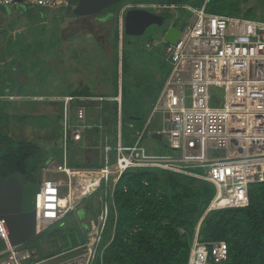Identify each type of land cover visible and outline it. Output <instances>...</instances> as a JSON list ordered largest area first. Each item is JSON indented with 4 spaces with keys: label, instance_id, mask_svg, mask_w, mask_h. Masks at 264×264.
<instances>
[{
    "label": "built area",
    "instance_id": "1",
    "mask_svg": "<svg viewBox=\"0 0 264 264\" xmlns=\"http://www.w3.org/2000/svg\"><path fill=\"white\" fill-rule=\"evenodd\" d=\"M78 1L21 0L28 8L52 10L70 9ZM15 4V0H0L3 7L12 8ZM128 9H144L156 15L185 9L192 16L174 44L163 42L170 71L152 115H161V130L155 132L169 152L149 154L142 146L149 120L136 137L130 136L129 145L119 139L113 166L93 172L75 170L67 165L65 154L62 162L49 161L43 171L51 170L55 162L53 170L66 178L38 183L36 211L40 233L73 211L71 178L81 173L99 175L103 182L111 181L112 188L128 169H160L191 176L215 187L207 212L247 207L249 185L264 182V21L208 14L204 6L194 9L188 5L128 3L118 18L120 41ZM118 92L116 100L120 104L121 85ZM70 100H66V108ZM85 119L84 106H78L76 124L71 126L65 120V145L68 139L81 141L84 131L92 128ZM64 188L68 189L66 195ZM64 197L66 204L62 206ZM107 215L105 204L97 218L89 222L83 245L47 259H37L35 251L22 246L11 247L0 223L6 246L0 253V264H53L51 261L65 255L69 258L57 264H94L97 258L102 260L99 247ZM227 257L225 242H200L196 233L187 264H222Z\"/></svg>",
    "mask_w": 264,
    "mask_h": 264
},
{
    "label": "rangeland",
    "instance_id": "2",
    "mask_svg": "<svg viewBox=\"0 0 264 264\" xmlns=\"http://www.w3.org/2000/svg\"><path fill=\"white\" fill-rule=\"evenodd\" d=\"M133 1L137 0H124L118 5L125 6ZM75 7L52 10L28 8L23 4H15L12 8L0 6V102H4L0 103V130L7 132L13 143L19 140L35 142L50 152V161L62 162L65 154L69 167L93 172L96 167L115 164L118 118L116 123L111 122L101 111H96L94 104H90L87 123L98 122L102 118L103 128L88 130L82 136V142L68 141L65 145L63 122L68 118L74 121L75 106L66 112L63 98L80 92L113 95L116 74L113 56L116 48L114 44L105 48L96 42L106 41L117 19L113 7L110 10L112 15L82 19L73 16ZM241 8L242 12L252 9L255 19L264 21V0H247ZM168 15L172 21L177 17L181 22H187L192 17L185 9H177ZM170 24L165 22L162 27L150 26L141 36L123 34L121 52L128 76L124 80L129 82L130 91L123 104L124 121L125 116L138 113L143 116L150 112L169 72L163 38ZM148 45L151 47L148 48ZM120 61L119 56L121 67ZM22 116L26 119L17 118ZM148 118L150 127L148 134L142 138V146L149 154L168 153L165 142L151 135V131L161 130V115L151 114ZM142 123L143 120L135 121V128H125L121 136L125 138L133 134L136 137ZM55 162H52L49 171H43L44 165L40 168L37 182L65 177L53 170ZM94 180H98L99 184ZM71 183L73 211L22 248H34L41 258H51L58 252L51 249L50 237L72 228L74 215L82 221L86 214L85 206L92 209L107 205L105 198L112 186L111 181L105 183L99 175L81 173L71 178ZM67 190L63 189L65 195ZM78 205L83 207L82 210H76ZM68 258V255L60 256L51 262L57 264Z\"/></svg>",
    "mask_w": 264,
    "mask_h": 264
},
{
    "label": "trees",
    "instance_id": "3",
    "mask_svg": "<svg viewBox=\"0 0 264 264\" xmlns=\"http://www.w3.org/2000/svg\"><path fill=\"white\" fill-rule=\"evenodd\" d=\"M246 2L247 0L133 1L141 4L188 5L194 9L204 6V11L208 14L241 15L246 19L256 20L252 9L242 12L241 4ZM118 4L113 7L117 19L112 28V44L116 48L113 56V64L116 67L114 81L116 89L111 97L117 96L120 56L118 13L124 6L119 7ZM164 16L165 22L171 23L170 16L168 14ZM120 60L123 109L124 101L130 93L129 82L124 80L125 76L126 78L128 76L125 73L123 52ZM88 95L80 92L73 97L77 98L76 102H78L80 97ZM157 98L158 95L147 115L142 116L138 113L131 116H140V120L146 123ZM102 106V114L105 118L108 117L111 122L116 123L117 102L105 101ZM129 117L125 116V121L123 120L125 125L122 133L125 128L129 129V124L135 123L129 120ZM17 118L26 119L25 116ZM122 118L124 119L123 110ZM144 123L140 125L139 132L143 129ZM109 125L110 123L108 127ZM130 136L131 134L123 138L128 145L131 143ZM114 147L116 148V145ZM49 153L35 142L19 140L13 143L9 134L0 130V177L19 173L27 182L38 184L40 181L37 182L36 175L40 168L51 160ZM188 169L200 173L198 169ZM94 181L99 184L98 180ZM215 192L213 184L184 174L160 169L126 170L115 186L113 188L110 186L105 198L108 215L99 247L103 252L102 260L97 258L94 264H187L190 244L196 233L200 242L226 243L228 257L222 264H264V182L249 185L247 207L207 212ZM100 211L101 206L99 211L94 212V219ZM85 241L86 235L74 226L48 240L51 249L58 252L56 254L79 247ZM24 249L35 251L40 259L49 258H41L34 248Z\"/></svg>",
    "mask_w": 264,
    "mask_h": 264
},
{
    "label": "water",
    "instance_id": "4",
    "mask_svg": "<svg viewBox=\"0 0 264 264\" xmlns=\"http://www.w3.org/2000/svg\"><path fill=\"white\" fill-rule=\"evenodd\" d=\"M124 0H79L72 14L78 17L94 16L104 9L121 3ZM22 4L21 0H15ZM164 15H156L144 9H128L124 13V33L127 36H141L150 26L162 27ZM186 26L179 18H174L167 29L163 41L174 44ZM141 118L131 116L129 120L140 121ZM153 138L161 137L154 134ZM237 145L236 142L233 143ZM242 150H239V154ZM38 184L29 183L19 173L0 177V223H3L7 240L11 247L25 246L41 233L37 228L36 194ZM6 250L5 239L0 228V253ZM39 259V258H37Z\"/></svg>",
    "mask_w": 264,
    "mask_h": 264
},
{
    "label": "crops",
    "instance_id": "5",
    "mask_svg": "<svg viewBox=\"0 0 264 264\" xmlns=\"http://www.w3.org/2000/svg\"><path fill=\"white\" fill-rule=\"evenodd\" d=\"M133 3V2H132ZM128 4V3H127ZM126 5V4H125ZM121 14V13H120ZM119 14V15H120ZM124 33V32H123ZM122 39H123V35H122ZM122 39H121V41H122ZM121 41H120V39H119V45H120V56H121ZM164 42V41H163ZM148 48H150L151 47V45H148L147 46ZM120 64H121V62H120ZM119 67H120V65H118V80H117V96L116 97H111L110 95L109 96H107V95H104V94H97V95H88V96H84V97H80L79 98V101L78 102H76V99L77 98H75V97H73V96H65L63 99H64V101H63V106H64V109H65V111L67 112V110L68 109H70L71 107H73V106H75V111H74V121L73 122H75L76 123V109H77V107L78 106H84V108H85V110H86V119H85V123L87 124V125H89V126H92V128H90V129H86L85 131H84V133L86 132V131H88V130H94V129H97V130H101L102 128H103V122H102V118H100V120L97 122V121H94V122H92V123H87V110H88V107H90V104H94L95 105V109H96V111L97 112H99V111H101L102 112V110H103V106H102V103L103 102H105V101H115V102H117V118H118V124H119V137H118V139H123V137L121 136V131H122V128H123V126H124V122H123V118H122V98H121V95H122V83H123V81H122V72H121V67H120V69H119ZM169 71H170V69H169ZM168 74H169V72H168ZM168 74L166 75V77H165V79H164V81H163V84H164V82H165V80H166V78H167V76H168ZM163 84H162V86H161V89H162V87H163ZM119 85H121V95H120V104H119V102L116 100V98H118L119 97V92H118V87H119ZM113 87H114V81H113ZM114 89H116V88H114ZM142 91V90H141ZM161 91V90H160ZM160 93V92H159ZM158 96H159V94H158ZM67 99H71L68 103H67V108H66V100ZM74 102H76V104L74 103ZM156 103V102H155ZM77 104H79V105H77ZM154 106H155V104H154ZM153 106V107H154ZM152 111H153V109H152ZM152 111H151V114H152ZM151 114H150V116H151ZM149 116V117H150ZM63 117V116H62ZM66 118V117H65ZM65 120L66 119H64V122H65ZM68 120L70 121L69 123H70V125L71 126H73L74 124H72L73 122H72V120L70 119V118H68ZM148 121L144 124V127H143V129L141 130V131H143L144 130V128H146V125H147V123L149 122V118L147 119ZM63 122V123H64ZM128 127H129V129H133L134 128V125L133 124H129L128 125ZM150 127V124L148 125V127L147 128H149ZM65 129V128H64ZM84 133H83V135H84ZM146 134H148V129L146 130ZM145 134V135H146ZM154 134H156V132L155 131H151V135H152V137H153V135ZM82 135V136H83ZM133 134H131V136H132ZM83 139V138H82ZM159 138H156V140H158ZM72 141V140H71ZM159 141V140H158ZM67 142H68V140H67ZM72 142H74V141H72ZM80 142H82V140L81 141H78L77 143H80ZM118 142H119V140L116 142V146H117V144H118ZM106 147H109V145H106ZM45 166V165H44ZM106 166V165H105ZM105 166H100L98 169H102V168H104ZM71 168V167H70ZM73 169H75V170H79V169H77V168H73ZM98 169H94L95 171L96 170H98ZM79 171H89V170H79ZM82 208L83 207H79V205H78V207L76 208V210H82ZM85 208V210H86V214L84 215V219L82 220V221H79L78 220V218L74 215V218H73V220L71 221L72 223V225L74 226V228H77L80 232H82L83 234L85 233V235L87 234V232H88V229H89V222L91 221V220H94V216H93V214H94V212H96V210H98L99 211V207L98 208H94V207H92V209L91 208H88L87 206H85L84 207ZM98 215V214H97ZM88 218V219H87ZM84 227H86L87 229H84Z\"/></svg>",
    "mask_w": 264,
    "mask_h": 264
},
{
    "label": "flooded vegetation",
    "instance_id": "6",
    "mask_svg": "<svg viewBox=\"0 0 264 264\" xmlns=\"http://www.w3.org/2000/svg\"><path fill=\"white\" fill-rule=\"evenodd\" d=\"M116 5V4H115ZM115 5H112V6H110V7H108V8H106V9H104L101 13H99V14H97V15H94V16H88V17H101L102 16V18H104V16H107L108 14H110V15H112V13H111V7H114ZM74 16V15H73ZM114 17V16H113ZM113 17L111 18V20L113 19ZM78 18H80V19H82V18H87V17H78ZM102 18H100V19H102ZM99 22L100 23H104V22H102L101 20H99ZM112 39H113V31H112V29H111V31L107 34V39H106V41L104 42H102V43H99V42H96V43H98V44H100V45H102V46H104L105 48H109L110 47V45H112Z\"/></svg>",
    "mask_w": 264,
    "mask_h": 264
},
{
    "label": "bare ground",
    "instance_id": "7",
    "mask_svg": "<svg viewBox=\"0 0 264 264\" xmlns=\"http://www.w3.org/2000/svg\"><path fill=\"white\" fill-rule=\"evenodd\" d=\"M60 203H61L62 206H64L66 204V198L65 197L62 198Z\"/></svg>",
    "mask_w": 264,
    "mask_h": 264
}]
</instances>
